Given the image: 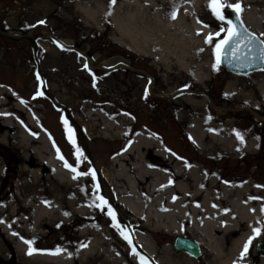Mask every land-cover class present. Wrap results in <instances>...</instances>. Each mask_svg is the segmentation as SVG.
<instances>
[{"label":"rangeland","instance_id":"1","mask_svg":"<svg viewBox=\"0 0 264 264\" xmlns=\"http://www.w3.org/2000/svg\"><path fill=\"white\" fill-rule=\"evenodd\" d=\"M77 1L92 8L98 3H105L107 8L95 11L96 19H92L94 12L73 6ZM242 1L235 0L233 3ZM245 1L241 3L244 9L242 22L246 29L264 41V0ZM187 4L189 1L185 2ZM115 5L116 2L112 4L111 0H0V89L8 88L16 93L19 100L23 99L30 106H39L38 112L43 120L41 131L51 149L56 154L59 151L63 164L66 161L79 172H88L91 168L96 174L95 184L99 185V193L95 191L91 176H79L73 184L66 181L65 189L59 191V195L67 199L80 194L91 201L93 210L79 203L73 208L61 210L64 205L60 204L53 225L56 242L46 250L48 254L57 248L82 252L84 247L81 245L86 244L87 238L83 237L80 229L85 226V221L93 219L95 225L110 229L108 234L112 245L121 253L126 264H140L141 257L145 264H181V257L171 249L176 235L148 227L140 217L133 215L117 198L105 172L113 176L110 167L113 157L124 149L137 130L145 129L163 142L174 157L187 162L197 159L195 161H199L208 174L206 190L213 191L209 190L210 179L216 176L220 183L249 179L264 192V70L239 76L226 73L218 65L215 71L209 73L204 84L189 79L187 87L178 86L167 75L162 62L145 54L130 52L111 38L115 19L127 27L132 25V18L123 9L115 11ZM205 7L203 4L201 10L203 14H208ZM228 11L224 10L226 19ZM200 24L206 36L199 38L195 54L214 64L215 45L224 39L225 33L221 28L226 29L227 25L214 15H209L206 22L201 19ZM191 26L188 29L192 34L196 28ZM209 35L213 36V40L205 43ZM163 46H166L165 41ZM190 51L189 54L193 55L192 49ZM227 86L257 94L262 99L257 100L260 106L235 94H226ZM148 87H151L150 91ZM187 91L198 94L195 100L204 106L211 119L218 123L228 120L237 123L236 127L246 138L241 151L203 157L196 150L185 128L178 122V115L185 113ZM38 92L42 95H37ZM111 112L112 118L123 117L128 123L120 130L125 135L119 140L115 135L106 137L100 132L104 118ZM62 118L72 130L75 148L68 140ZM250 139L254 141V146H249ZM76 148L83 153L78 165ZM17 158V150L5 146L0 148V197L5 193L8 197L17 193L16 185L24 167ZM70 173L75 175L72 171ZM114 181L119 184L115 177ZM218 187L219 184L214 192H220ZM72 188L74 192L70 193ZM97 195L104 197L112 207L117 221L126 229L131 241V236L143 235L152 245V251L148 253L139 242L133 247L119 235L111 226V219L105 215L106 209L101 211L94 206L99 203ZM2 201L5 204L8 200ZM4 222L0 219V224ZM45 223L48 226V222ZM184 228H181L182 232ZM261 230L242 264H264L262 257L257 261L253 259L257 257L255 244L264 238V227ZM41 242L46 245L52 243L51 235L45 232ZM1 245L4 253L0 251V264H23L13 250L5 244ZM133 249L136 254H133ZM99 257V252L92 251L86 258H75L74 264H94ZM210 259L208 253L202 251L199 264H209ZM125 263L112 257L103 264Z\"/></svg>","mask_w":264,"mask_h":264},{"label":"bare ground","instance_id":"2","mask_svg":"<svg viewBox=\"0 0 264 264\" xmlns=\"http://www.w3.org/2000/svg\"><path fill=\"white\" fill-rule=\"evenodd\" d=\"M186 1L189 4L185 5ZM208 2L116 0L114 10H125L132 18V25L127 27L115 17L114 30L110 36L128 51L145 54L162 62L167 75L178 86L187 87L189 79L204 84L213 71V63L195 53L199 38L206 36L200 20L206 22L207 17L213 15L207 7ZM203 4L208 14H203ZM73 6L94 12L92 19H96L95 11L107 8L105 3H98L92 8L82 1L73 3ZM173 11L176 13L175 19L170 18ZM191 25L196 28L192 34L188 29ZM255 26L260 28L258 23ZM164 41L166 46H163ZM191 49L193 55L189 54ZM187 93L185 113L178 115V122L185 128L196 150L203 157L241 151L246 138L241 134V129L236 127L237 123L229 120L216 122L204 111V106L195 100L198 94ZM225 93L235 94L257 103V106H260L257 100H262L257 94L232 86H227ZM22 100L10 89H0V148L5 146L17 150V160L24 164L16 185L17 193L9 197L5 193L0 197V219L5 221L0 224V251L4 253L1 244H5L23 264H74L75 258H86L92 251L101 254L94 264L106 263L112 257L125 263L121 253L112 245L108 234L110 229L95 225L93 219L85 221V226L80 229L83 237L87 238V246L82 252L65 249L53 255L46 251L56 242V228L53 225L60 204L64 205L61 210L73 208L78 203L88 210H93V206L91 201L78 193L70 199L59 195V191L65 189L63 186L66 181L73 184L76 179H73L70 170L64 167L63 161L57 158L55 150L46 141L41 131L43 120L38 112L39 106H30ZM112 115L111 112L104 118L100 132L106 137L115 135L119 140L125 135L120 130L128 123L123 117L112 118ZM249 146H254L252 139ZM195 160L187 162L174 157L151 132L140 129L111 160L113 176L106 172L105 176L119 201L148 227L173 233V236L182 234L181 228L185 227L198 240L204 254L205 251L208 253L211 258L209 264H242L244 259H239L240 253L245 242L253 235V227H264V215L261 214L264 192L249 179L220 183L216 176L210 179L209 190L213 191H208L204 188L205 184L208 185V174L203 170V165ZM114 177L119 184L115 183ZM218 184L219 193L214 192ZM69 192L73 193L74 188ZM6 199L7 203L3 204L2 200ZM19 214L22 216L18 217ZM12 220L15 221L11 223ZM45 232L52 239L48 245L41 242ZM131 238L133 247L139 242L148 253L152 251V245L143 235ZM24 241L32 242V248L35 249L32 255L26 254L28 245ZM253 247L252 241L249 251ZM142 252L145 253L144 250ZM179 257L181 264H194L188 260L186 262V257L181 254Z\"/></svg>","mask_w":264,"mask_h":264},{"label":"snow or ice","instance_id":"3","mask_svg":"<svg viewBox=\"0 0 264 264\" xmlns=\"http://www.w3.org/2000/svg\"><path fill=\"white\" fill-rule=\"evenodd\" d=\"M116 0H111V3L114 4ZM208 9L214 15V17L227 25V28H221V31L225 33V37L219 43L215 45L214 56L215 63L213 64V70L215 71L219 63L221 62V53H227L225 59H228L229 56L232 57L235 61H239L243 63V66H253V61H259L261 64H264V41H261L257 36L249 32L242 23L240 22L241 13L243 12V6L240 2L229 3L228 0H209L207 4ZM231 10L235 15L234 23L231 19H226L224 15V10ZM171 19L176 18V13L173 11L170 16ZM43 23V21H41ZM217 36L220 33H216ZM213 40V36L209 35L205 43H211ZM246 62V63H244ZM87 69V65H85ZM264 70V68L260 69ZM37 95H42V93H37ZM65 124V131L68 134V140L75 148V140L72 136V130L67 126V121L63 120ZM241 137L238 135V139ZM76 161L77 165L81 162L83 158V153L76 148ZM57 158L63 161V157L60 156L59 151L57 152ZM64 167L75 175L73 179H76L79 176H91L94 182V188L97 193H99V185L95 184V171L89 168L88 172H79L76 167L70 166L66 161L64 162ZM96 200L99 202L94 206L99 208L101 211L106 209L105 215H107L112 221V227H114L119 235L131 244V239L126 229L121 227L119 222L117 221L116 213L112 209V207L108 204V202L104 199V197L97 195ZM215 207V206H214ZM261 214L264 215V207L261 208ZM261 229L257 227H253V235L249 237V239L245 242L243 246V250L240 253L239 259H244L245 255L249 251V246L252 244V241L259 235H261ZM15 235V233H13ZM28 245L27 255H32L35 249L32 248V242L24 241ZM82 247H86L87 245H81ZM61 249L57 248L55 252L50 253L53 255L60 254ZM133 254L135 253V249H133ZM140 264H145L144 258H140Z\"/></svg>","mask_w":264,"mask_h":264},{"label":"water","instance_id":"4","mask_svg":"<svg viewBox=\"0 0 264 264\" xmlns=\"http://www.w3.org/2000/svg\"><path fill=\"white\" fill-rule=\"evenodd\" d=\"M228 18L233 20L234 23H237L235 21V15L231 10L228 11ZM239 23H242L241 19H240ZM243 26H244V24H243ZM226 55H227V53H223V52L221 53V62L219 63V65L221 66V68L225 72L233 74V75H240V76L249 75L253 72L260 71V69H262L263 65H264V64H261L259 61H253V66L245 67V66H243L242 62L235 61L234 59H232L231 56H229L228 59H225ZM244 63H246V62H244ZM84 149L86 150L85 146H84ZM184 245H186L185 247L188 246L190 253L195 258L200 257V250H199L198 244L193 240L186 239L183 237H178L176 239V242L174 245V250L176 252H185L184 250H186V249H183V247H182ZM258 252L261 256H264V239H262V241L258 244Z\"/></svg>","mask_w":264,"mask_h":264},{"label":"flooded vegetation","instance_id":"5","mask_svg":"<svg viewBox=\"0 0 264 264\" xmlns=\"http://www.w3.org/2000/svg\"><path fill=\"white\" fill-rule=\"evenodd\" d=\"M90 68H92V67H90ZM116 81H117V83H118V80H116ZM148 89H149V91H150V90H151V87H148ZM178 236L195 241V242L198 244V247H199V250H200V257L195 258V257L190 253L188 246L185 247L186 245L182 246L183 249H186V250H184L185 252H181V253L176 252V251L174 250V245H175V242H176V239L178 238ZM258 243H259V242L257 241V243L255 244V251H256V255H257V257L253 258L255 261H257L258 259L261 258L260 255H259V253H258ZM171 244H172V245H171V249H172L176 254H178V255L181 254V255H183L184 257H186V258H184L186 262H187V260H188V261L193 262L194 264H199V259H201L202 251H204V250H203V248L201 247V245H200V243L198 242V240L195 239V237H194L190 232H188V230H186V228H184V231H183V233H182L181 235H176V236H174V238H173Z\"/></svg>","mask_w":264,"mask_h":264}]
</instances>
